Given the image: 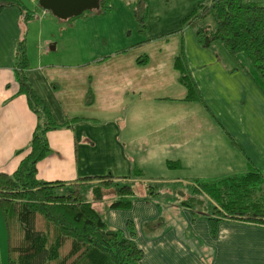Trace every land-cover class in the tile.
Masks as SVG:
<instances>
[{
	"label": "crops",
	"instance_id": "0c3cea01",
	"mask_svg": "<svg viewBox=\"0 0 264 264\" xmlns=\"http://www.w3.org/2000/svg\"><path fill=\"white\" fill-rule=\"evenodd\" d=\"M22 1L33 12L30 20L18 6L0 12V172L14 173L42 123L16 76L24 42L26 77L56 127L46 133L51 152L38 163L39 178L67 184L91 179L93 187L136 184L141 196H129V208L112 207L113 196L93 204L143 250L137 264H264V224L225 217L210 196L194 193L201 181L253 169L264 175V89L220 42L204 46L195 28L182 30L172 14L203 0H133L124 22L111 26L116 46L107 43L105 51L98 45L99 19L107 12L86 10L75 17L82 19L63 21L54 14L51 19V11L41 14L38 0H29L32 7ZM139 15L148 16L145 26ZM41 17L46 22L36 24L35 44L32 24ZM54 20L66 29L58 32ZM45 24L53 26L50 38ZM68 51L77 56L65 61ZM180 53L202 100L186 99L175 66ZM106 176L113 182L105 184ZM151 185L189 190L180 200L153 199L146 194ZM194 195L204 200L201 206L183 204ZM2 216L10 248L0 200V228Z\"/></svg>",
	"mask_w": 264,
	"mask_h": 264
},
{
	"label": "trees",
	"instance_id": "16d2710c",
	"mask_svg": "<svg viewBox=\"0 0 264 264\" xmlns=\"http://www.w3.org/2000/svg\"><path fill=\"white\" fill-rule=\"evenodd\" d=\"M101 0V10L110 6ZM18 6L25 20L34 15L22 0H0V12ZM145 26V17L138 16ZM211 22H210V20ZM204 46L220 42L240 68L264 89V3L259 0H207L194 8L189 17ZM29 66L27 46L17 50L16 76L22 92L42 118L29 144L30 153L12 174L0 172V200L10 235L9 264H137L143 250L120 229L111 227L84 188L76 183L49 182L39 178L38 163L50 152L46 133L56 128L44 101L25 74ZM180 82L187 89L186 99L202 100V94L189 69L184 53L175 58ZM105 184L113 176L101 177ZM107 179V180H106ZM93 187L94 198L102 187ZM116 198L111 206L129 208L135 191L130 183L114 185ZM157 188L149 186V190ZM194 193L207 194L220 206L225 217L264 224V175L253 169L246 174L201 181ZM183 204L199 205L204 200L194 195ZM217 210V209H216ZM215 210V211H216ZM217 213V212H216ZM151 224V223H147Z\"/></svg>",
	"mask_w": 264,
	"mask_h": 264
},
{
	"label": "rangeland",
	"instance_id": "374dc122",
	"mask_svg": "<svg viewBox=\"0 0 264 264\" xmlns=\"http://www.w3.org/2000/svg\"><path fill=\"white\" fill-rule=\"evenodd\" d=\"M24 1L28 4L29 7H32L30 2H29V0H24ZM206 1L207 0H203L200 3H203V2H206ZM259 1L264 3V0H259ZM38 2H39V0H38ZM192 3L195 4V0H192ZM200 3H196L197 5L196 4L195 5L198 6ZM104 5L111 7L109 9V11L101 10V9L99 10V11L107 12L106 15H108V16H105L104 19H99L100 22H101L100 25H101V29L103 30V32H102V35L99 38L98 45H100L99 50H104L105 51V50H108L107 49L108 48L107 43L110 44V45L113 43L114 46H116V42H114V40L111 39V38L113 37V35H115L118 32H113V35H112L111 26L118 27L119 23H123L124 20L126 19V17L123 16L122 13H123L124 10H127L126 6H128L129 9L133 10V7L135 5H134V1L133 0H105L104 1ZM36 7L38 8V4H36ZM194 8L192 10L190 9L185 14H183L181 12V10H178V11L175 10L172 13L174 15V17L177 18V21L179 22V26H181L180 28L182 30H184V31H186L189 27H191V28H195L196 27L197 28V26H198V23H196V25H194L193 23H190V21H188L189 17L191 16V14L194 11ZM40 11H41V14H42V11L44 12V10L42 8L40 9ZM90 11L91 10H88V12H86V13H90ZM119 13H121L120 16H118ZM50 15H51V17H53L51 19H56V17H54L52 13H50ZM75 17H77V16H75ZM75 17L74 18H69L71 20H68V21L72 22V21H75L76 19H82L80 17L79 18H75ZM72 19H74V20H72ZM146 19L149 20L148 16L146 17ZM40 21H41V23L46 22L42 18V20L34 21L33 24H32V25H34L32 27V36H33V41H34L35 44H36V42H38V37H37L38 30L36 29V24L40 23ZM54 21H55V24H56L55 28L57 29L58 32H61L63 29H66V27H63V29L59 28L58 21H56V20H54ZM63 21H67V20H63ZM210 22H211V20H210ZM64 23H67V22H62V24H64ZM45 26L47 28L46 31H45L46 32V37L50 38L49 37L50 36V30L52 32L53 26H51V24H45ZM90 34H91V36L96 37L97 32L92 31ZM55 35H56V40H57L58 39V33H56ZM70 45H72V43H70ZM72 50H73V48H72ZM74 54H75L74 52L68 51L67 55L65 56L66 58L64 60L67 61L68 58L70 57V55L71 56L73 55L72 57L77 56V55H74ZM161 188H162V191L159 190V188L157 187L155 189L148 190L146 194H148L147 195L148 197H152L153 199L161 198L163 200H180L182 197L186 196V194H187V192L189 190V188H187L186 186L184 187L185 190L176 191V192L175 191L174 192H170L168 190H167V192H165L166 191V189H165L166 187L164 188L163 186H161ZM134 190H135V193L132 195L133 198H135V197L138 198L139 196H141L140 193L137 190L136 184H134ZM84 192L87 195L88 199L91 200L92 202L93 201L95 202V200H102V199L108 200L111 196L115 197V195L112 194V193L115 192V187L114 186H112V187H108V186L102 187L101 195L97 199H95L94 195H93V186H88V187L84 188ZM111 200H113V199L111 198ZM201 205L202 204H199L198 206H201ZM100 213L102 214L101 211H100ZM102 216L105 218V216L103 214H102ZM129 226H130V229L134 230L132 222L129 224ZM122 232L124 233V231H122ZM124 235H125V233H124ZM0 264H9L8 232H7V228H6L3 216H2V222H1V228H0Z\"/></svg>",
	"mask_w": 264,
	"mask_h": 264
},
{
	"label": "water",
	"instance_id": "95a60500",
	"mask_svg": "<svg viewBox=\"0 0 264 264\" xmlns=\"http://www.w3.org/2000/svg\"><path fill=\"white\" fill-rule=\"evenodd\" d=\"M39 4L58 18L66 20L86 10L100 9L101 0H39Z\"/></svg>",
	"mask_w": 264,
	"mask_h": 264
},
{
	"label": "built area",
	"instance_id": "2783aa9c",
	"mask_svg": "<svg viewBox=\"0 0 264 264\" xmlns=\"http://www.w3.org/2000/svg\"><path fill=\"white\" fill-rule=\"evenodd\" d=\"M46 12H48V10L45 9V10H44V13H46Z\"/></svg>",
	"mask_w": 264,
	"mask_h": 264
}]
</instances>
